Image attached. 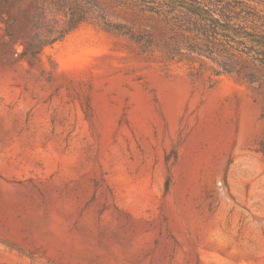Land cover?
<instances>
[{
    "label": "rangeland",
    "instance_id": "374dc122",
    "mask_svg": "<svg viewBox=\"0 0 264 264\" xmlns=\"http://www.w3.org/2000/svg\"><path fill=\"white\" fill-rule=\"evenodd\" d=\"M2 39L0 264H264L263 86L95 22L34 67Z\"/></svg>",
    "mask_w": 264,
    "mask_h": 264
},
{
    "label": "trees",
    "instance_id": "16d2710c",
    "mask_svg": "<svg viewBox=\"0 0 264 264\" xmlns=\"http://www.w3.org/2000/svg\"><path fill=\"white\" fill-rule=\"evenodd\" d=\"M101 1L0 0L2 55L18 54L34 67L48 48L95 22L128 35L144 53H162L170 62L197 54L216 65L217 75L264 87V0H112L142 16L138 31L110 24Z\"/></svg>",
    "mask_w": 264,
    "mask_h": 264
}]
</instances>
